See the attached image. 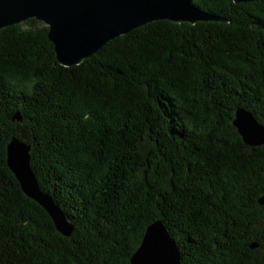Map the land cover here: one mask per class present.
I'll use <instances>...</instances> for the list:
<instances>
[{"label": "trees", "instance_id": "1", "mask_svg": "<svg viewBox=\"0 0 264 264\" xmlns=\"http://www.w3.org/2000/svg\"><path fill=\"white\" fill-rule=\"evenodd\" d=\"M197 5L222 21H156L73 67L43 22L0 30V264H132L156 220L181 264H264V145L234 125H264V0ZM14 137L73 236L24 193Z\"/></svg>", "mask_w": 264, "mask_h": 264}, {"label": "water", "instance_id": "2", "mask_svg": "<svg viewBox=\"0 0 264 264\" xmlns=\"http://www.w3.org/2000/svg\"><path fill=\"white\" fill-rule=\"evenodd\" d=\"M199 0H0V30L30 19L49 27L58 62L65 67L82 64L110 41L147 24L167 20L196 25L222 21L202 10ZM235 3L261 0H234ZM264 31V23L254 24ZM14 119L21 120L17 112ZM234 125L245 144L264 145V125L244 108H238ZM31 144L14 137L7 146L8 165L24 193L51 216L56 229L65 237L74 234V225L55 198L43 191L32 167ZM264 206V196L259 200ZM258 244L253 243L252 247ZM182 255L163 220L148 225L132 264H181Z\"/></svg>", "mask_w": 264, "mask_h": 264}]
</instances>
